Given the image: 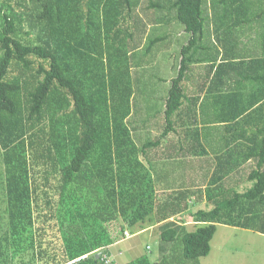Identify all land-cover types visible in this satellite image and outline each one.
<instances>
[{"label":"trees","instance_id":"16d2710c","mask_svg":"<svg viewBox=\"0 0 264 264\" xmlns=\"http://www.w3.org/2000/svg\"><path fill=\"white\" fill-rule=\"evenodd\" d=\"M171 21L182 43L160 57ZM207 101L220 119L199 120ZM214 120L230 151L215 172H231L205 190L161 184L159 169L208 160L197 131ZM0 163V264H116V236L143 222L158 261L129 264H198L218 226L264 236V0H0Z\"/></svg>","mask_w":264,"mask_h":264},{"label":"rangeland","instance_id":"374dc122","mask_svg":"<svg viewBox=\"0 0 264 264\" xmlns=\"http://www.w3.org/2000/svg\"><path fill=\"white\" fill-rule=\"evenodd\" d=\"M166 26L170 28L172 34L176 35L178 29L175 21H171ZM151 27L152 28H150V30L151 32L153 31L152 35L157 37L161 36L163 31L159 26ZM152 35L150 39L154 37ZM173 39L169 46H164L161 50L159 49L157 51L158 56L163 54L161 57H165V55H168L170 51L178 49L182 43V39L177 43H175V38ZM146 45L147 42L145 43V46ZM169 73L171 74L170 71ZM142 74H144L145 79H147L152 73H150V70L146 69V71L141 72V75ZM165 75L166 74H164V77ZM157 86L162 88L164 84H161L158 79ZM167 87L168 86H164L162 89V93H164L163 96H165ZM0 166L2 167L1 163ZM249 187L251 186L248 185L245 188L243 187V189H247ZM5 207V198L0 195V235H2V233L5 231L8 223L7 215H5L4 211ZM113 224L115 229L119 228L120 226L119 221ZM134 229L137 232H135V235H131V230H127L126 228V231L123 234L124 238L119 234L116 236L117 238H120V240L109 249L112 255L109 260L116 259L114 260L116 264H129L142 254L148 253L152 250L153 256L150 259L151 263L158 261L156 244L154 243V241L157 240L159 236L157 231L158 227H154L153 229L148 223L143 222L137 224ZM188 229L192 230L193 228L189 226ZM210 246V253L206 257L200 258L198 260V264H264V236L252 231L220 226L217 228V232L214 235ZM148 247L151 249H148Z\"/></svg>","mask_w":264,"mask_h":264},{"label":"crops","instance_id":"0c3cea01","mask_svg":"<svg viewBox=\"0 0 264 264\" xmlns=\"http://www.w3.org/2000/svg\"><path fill=\"white\" fill-rule=\"evenodd\" d=\"M171 33L172 32H171L170 28H168V30L166 32L167 35H165L166 39L164 40V45H162V47L169 46L172 43V39L176 37V35L174 37V34L171 35ZM175 43H177V39H175ZM170 52H172V51H170ZM170 52L168 54H170ZM162 55L163 54H161V56ZM205 57H206V55H205ZM199 66H206V63H203V65H199ZM166 70H169V67H167ZM166 70L162 71L164 79H167L169 76L172 75V73L170 74L169 71H168V73H166ZM248 72H250V69H247L245 74H247ZM164 74H166L165 77H164ZM165 85L166 84L164 83V86ZM209 85H210V83H208L207 87ZM215 85H216V83H215ZM164 86L162 88L158 87V90L159 91H160V89L162 90L164 88ZM221 87H222V85L219 83L215 86L213 91H215V93H216V91L220 90ZM160 95H162V94L160 93ZM207 95H208V92H207L206 96ZM158 97H159V95H158ZM203 104L204 105L202 106L201 113L199 111V108H198V112H197V115H198L200 121L202 119H205V118H207L211 121L213 119L217 120V119L221 118V116L215 115V112L219 109L210 107L209 106L210 103L208 101L204 102ZM160 106H161V102H160ZM216 120H214L216 122L215 124L208 125L206 127V128H213V129H207L205 131H204V128H205L204 125H202L201 122L199 121L197 133H199V131H200V133H201L200 138L202 139L205 137L206 144L209 145V147H207V156H206V158H208V160H205L204 158L199 159L196 162H194V163H197V166H196L195 164L194 165L192 164V162H191L192 159H187L185 157V158H183V161H185L186 163H190V165L186 168H182V169H179L177 171H170V170L167 171L166 170L165 172L169 173V175H165V172H163L162 169H159L158 170V179H160L159 181L161 184H163L164 186L166 184H169L170 186H172V185L179 186V184H182L183 182L185 183L188 181L189 182L188 184L195 186V188L202 187L203 188L202 190H205V187H207V185L209 183H214V182H210L211 179L220 181L221 180L220 177L223 174H227V172L231 170V165H233L234 161L231 163H228L225 159H223L222 160L223 161V167H221L223 169H220L219 171L215 172V165L217 164L216 154L226 155V154H228V152L230 153V151L226 150V148H221L224 145V143L226 142V140L229 138V134H228V132L225 133V132L221 131V128L223 127V123H218ZM139 135H141L142 140H144V138H146V136H147V133H142V134L140 133ZM188 135H189L188 137L190 140L189 141L190 142V152L187 151L186 149H184V152L192 153V141L196 140L197 138H196V135H193L192 132L188 133ZM177 137H178V135L173 132L169 135V140H168L169 142L168 143H165V144H163V146H161V147L159 146L156 149L153 148L154 150L152 151V154L154 156L157 155V158L159 159V160L157 159V161H159L160 163H162V161H164L161 158L163 154L175 155L178 152L177 146L175 145ZM194 142H196V141H194ZM216 150H218V151L221 150V151L217 152ZM215 152H217V153H215ZM180 154H181V152H180ZM154 156H153V158H155ZM233 156H235V155H232L231 157H233ZM238 156H240V154H238ZM167 161L169 164H173L171 161H169V160H167ZM203 161H205V163H203V169H202V167L199 165ZM213 162H214V165H212L208 169L210 164L211 163L213 164ZM225 167H227L229 170L224 169ZM232 171H234V170H232ZM226 176H229V173H228V175H225V177ZM224 179H227V178H224ZM161 184H160V186H163ZM249 185L251 186V184H249ZM188 203L190 204V208L192 207L193 211H197L199 209H209L208 207L205 206V204H206L205 200L202 203H199V200L196 198V196L190 197L188 199ZM193 203L195 204L194 206H192ZM195 207H196V209H195ZM186 225H187V227L191 226L193 229L195 228V225L193 222H188ZM219 227L220 226H218L217 228H219ZM142 233H144V232H142Z\"/></svg>","mask_w":264,"mask_h":264},{"label":"water","instance_id":"95a60500","mask_svg":"<svg viewBox=\"0 0 264 264\" xmlns=\"http://www.w3.org/2000/svg\"><path fill=\"white\" fill-rule=\"evenodd\" d=\"M99 254H100V253H97V254H96V257H98V256H99Z\"/></svg>","mask_w":264,"mask_h":264}]
</instances>
